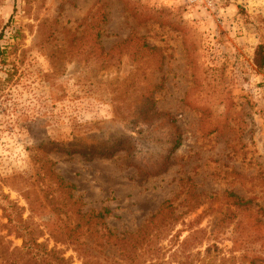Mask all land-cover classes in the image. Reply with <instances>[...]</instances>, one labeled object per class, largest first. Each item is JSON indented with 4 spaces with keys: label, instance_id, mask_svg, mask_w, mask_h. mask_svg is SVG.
I'll return each mask as SVG.
<instances>
[{
    "label": "rangeland",
    "instance_id": "374dc122",
    "mask_svg": "<svg viewBox=\"0 0 264 264\" xmlns=\"http://www.w3.org/2000/svg\"><path fill=\"white\" fill-rule=\"evenodd\" d=\"M259 44L264 0H0V204L67 264H264Z\"/></svg>",
    "mask_w": 264,
    "mask_h": 264
},
{
    "label": "trees",
    "instance_id": "16d2710c",
    "mask_svg": "<svg viewBox=\"0 0 264 264\" xmlns=\"http://www.w3.org/2000/svg\"><path fill=\"white\" fill-rule=\"evenodd\" d=\"M105 21V20H104ZM1 54V51H0ZM255 65L259 69H264V44H259V46L256 49L255 52V59H254ZM180 140H177L175 142V146L173 150H176L177 148L180 147ZM54 175V172H52ZM56 176V175H55ZM57 178L59 176H56ZM59 179V187L62 188V190H69L74 191L76 187L73 184L66 183L61 177ZM72 194V192H71ZM231 197H233L236 200V203L239 205H243L245 203L244 200L239 198L237 195L230 194ZM3 199L5 200L2 204H0V209L5 215V219L8 221V227L11 226L12 229H14L13 233H16L17 237L22 239L23 245H22V250L21 251H26L32 260H35V262H39L40 264H67L64 260L60 258L54 257L51 253L45 251L42 249V246L39 245L35 238L32 237L29 232L24 228L22 225L23 220L20 218V213L18 210H20L17 205L9 200H7L6 196L3 195ZM71 199L72 196H69ZM247 203V202H246ZM108 212H106L107 214ZM84 215H88V213H85ZM82 217H85V216ZM98 216L101 219H104V214L99 213ZM89 223V222H88ZM63 224V223H62ZM87 222L84 223H77L73 227L68 226L67 224L60 225L57 227L58 234L54 233V237L61 238V239H66L69 240L70 242H77L80 239V236H77L78 230H81V228L85 227ZM3 264H19V262H16V260H7L6 262H2Z\"/></svg>",
    "mask_w": 264,
    "mask_h": 264
}]
</instances>
